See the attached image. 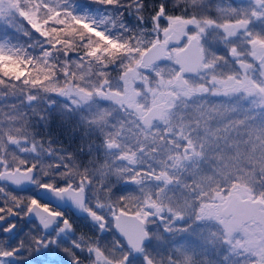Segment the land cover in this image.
<instances>
[{
	"label": "snow or ice",
	"instance_id": "obj_1",
	"mask_svg": "<svg viewBox=\"0 0 264 264\" xmlns=\"http://www.w3.org/2000/svg\"><path fill=\"white\" fill-rule=\"evenodd\" d=\"M95 3L108 10L107 18L78 14L69 7L70 0H0V114L28 118L20 106L5 103L19 97L49 127L53 110L63 116L73 107L91 104L94 96L86 88L57 86L70 75L57 71L62 63L85 58L100 64L111 58L114 63L104 70L135 60L133 78L140 69L151 72L170 61L178 87L186 86V74L192 73L208 85L196 93L244 91L264 101V33L248 31V12L232 7L230 0ZM255 3L264 8V0ZM145 8L151 9L147 19ZM121 9L134 10L135 24ZM251 15L264 17V11L252 9ZM13 35L32 43L12 44ZM247 56L259 62V80L249 79L254 68L245 62ZM226 74V79L218 78ZM8 122L0 120V135ZM6 145L0 152V264H32L31 257L44 250L59 257L51 264H194L195 253L189 255L174 243L166 257H155L149 249L175 232L201 227L204 221L195 213L165 210L153 197L140 200L126 195L123 187L100 184L97 189L98 177L78 159L82 153L57 146L50 136L33 131L31 143L25 139ZM132 183H139L134 175ZM21 186L28 191H18Z\"/></svg>",
	"mask_w": 264,
	"mask_h": 264
},
{
	"label": "rangeland",
	"instance_id": "obj_2",
	"mask_svg": "<svg viewBox=\"0 0 264 264\" xmlns=\"http://www.w3.org/2000/svg\"><path fill=\"white\" fill-rule=\"evenodd\" d=\"M230 4L236 9H243L248 12V18L250 19L248 31L249 29H253L254 26H257L254 25L250 18L252 16L251 10L255 9L257 12H260L264 11V8L257 6L255 0H230ZM69 7L74 8L78 14L93 15L97 16V18H99L100 14H104L106 18L108 17L107 12L98 8L91 9L83 3L76 1L71 0ZM263 23L264 21L262 19H259L257 22L260 25ZM255 33L261 32L256 31ZM242 34L243 32H241ZM208 42L211 43L210 38ZM10 43L23 45L18 39H11ZM138 58L136 57L135 59ZM252 59L247 56L245 57V62L253 64L251 62L253 61ZM120 65L125 68L122 72L119 71L118 76L114 78L113 85H110L107 80H103L100 85L91 83L92 86L88 85L89 88L87 90L93 93V102L81 108L73 107L71 111H79L87 107L91 111V114L96 112L97 115H101L98 119H101L107 125L105 130L103 125L101 131H105L104 139L107 140V147L111 151L112 156L115 154L117 157L120 153L132 152L136 156L137 164L140 162L137 159L139 158V150H134L130 146V138L134 136V132L129 134L128 131L133 130V126L140 119L142 113L152 105L154 100H159L167 89H173L172 83L175 73L171 71V63H163L157 65L151 72L139 71L138 75L133 78L131 72L136 69L135 60L125 59L115 68H119ZM253 68L254 70L249 72V79L253 80L254 78L255 80H259V68ZM211 75L210 73L209 80ZM83 77L80 76V79ZM218 78L226 79L227 74L223 77L218 76ZM89 80L87 79V81ZM188 81L189 86L187 90L182 92L177 91V89L175 90L177 93L179 92L181 99L179 98L174 104V110L168 116L165 125L157 129L167 128L168 132H174L175 128L171 126L174 125L180 130L175 131V133H180L187 126L194 133L193 137H190L187 145L167 146L164 143H158L154 145L153 149H148L149 153L156 152L157 154V148L160 146L162 153L158 154V165L163 166L165 171L173 169L175 173L174 176L158 173L159 176L155 180H152V182L164 181L166 183V187L161 188L159 191L154 190L155 184H150L148 187L142 186L144 184H141L140 189H138L140 193L146 194L148 197H153L152 192L154 190L153 198L158 200L159 204L169 206L172 198L182 197V194H186L185 187H187L189 180L198 173H201L202 170L204 171V165L210 163L212 172L216 171L218 173L221 170H227L235 165L234 162H231V167H229L230 163L227 162V157L222 155V153H225L227 143L232 142V145H234L235 143L238 144L240 142L241 144L242 142L249 141L253 146L264 144V106H261L264 101L260 100L259 95H249L244 91L229 95L214 94V92H222L223 89H210L204 95L195 92V89L201 86L208 87L203 79L196 76L189 78ZM72 86L77 87L75 85ZM81 86L86 87V85ZM175 113H178L179 119L174 115ZM88 117L91 118L90 115ZM113 117L118 120L116 126H114L115 122L112 120ZM92 120L94 121V118ZM117 126H122L123 129V137L120 139L113 136L114 133L112 132L115 130V134L119 133L120 130L115 128ZM241 133L246 134V136L240 135ZM10 140L15 141L12 137H10ZM147 143L141 142L139 146L144 149ZM236 146L238 147V145ZM253 150L256 151L255 148ZM180 153L184 154L183 159L186 160V165L180 164V161L179 164H174V161L181 155ZM221 155L222 157L219 160ZM235 156L239 157L240 155L236 153ZM115 168L118 167L115 166ZM224 173L225 175L228 174L226 171ZM197 181L199 182L198 189L196 191L193 189L190 190V193L194 194L190 198L189 203L192 206L187 211H181L186 216L195 213L199 218L197 211L203 206L202 204L209 202L216 204L219 208L224 204L228 196L232 194H238L243 197L245 194H250L243 189L246 185L242 183L240 184L242 188L235 185L229 191L219 190L215 186L214 195L209 196V200H206L201 197L204 190V183L201 180ZM130 183L134 184L132 181ZM261 198L264 200V195ZM196 199L199 203L195 202ZM225 235L227 243L232 246L231 250L236 251V254L243 257V252L244 254L245 252H249L248 254L252 255L251 264H264V238L258 229L246 227L239 232L225 231Z\"/></svg>",
	"mask_w": 264,
	"mask_h": 264
},
{
	"label": "trees",
	"instance_id": "obj_3",
	"mask_svg": "<svg viewBox=\"0 0 264 264\" xmlns=\"http://www.w3.org/2000/svg\"><path fill=\"white\" fill-rule=\"evenodd\" d=\"M72 1L83 3L91 9L98 8L108 13V10H106L105 7L97 5L95 0ZM121 2H124V0H121ZM151 2L152 0H149V3ZM150 10V8H145L144 12L142 13L146 19ZM121 12L124 16L133 18V24H135L134 16L136 13L133 9H121ZM120 19L121 17L117 16L116 22L118 23ZM15 39L20 40L24 46L32 43V41L26 39L23 36L17 37L16 35H13L12 40ZM125 39H127V36H125ZM29 51L38 52L39 49L30 48ZM90 59L91 58H85L84 61H78L76 63H72L71 61L67 62V64L62 63L57 71H67L70 73V75L67 77V79L61 77L57 86L61 88H63L66 84L72 86L73 80H75V86L80 87L81 85H86V87L81 86L82 88L86 89L89 88L88 85L92 86L91 83L100 85L103 80H107L110 85H113L112 82L114 81V78L118 76L119 71L122 72V70L125 68L120 65V67L117 69L113 68L104 70L106 64L114 63L111 58L105 59L103 64L97 62L89 63ZM80 76L84 77L80 79ZM87 79L90 80L87 81ZM25 91L27 90L25 89ZM5 103L16 104L20 106L22 112H28V118H23L22 115L17 116L14 114L10 117L6 114H0V120L9 121L3 126V134L0 135V150H3L5 148L4 146H7L6 141H11L10 137L15 139V141L28 139L31 143L32 132L36 131L40 134V136L43 137L44 134H46L45 138L50 136L53 140H55L57 146H62L69 152L82 153V155L78 157L82 167L87 168L88 171L93 174L98 172H107L108 174L117 173L118 179H116V182L120 181L121 179L131 178L132 175H125L128 171L118 167V163L115 161V158L113 159L108 154L106 156L105 151H108L109 148L107 147V141L105 142L104 140L105 131H101L103 127L98 123L99 117L97 116L96 112L91 114V111H89V109L86 107L80 109L79 111H70L67 115L62 116L57 114L56 110H53L50 126L44 127L42 122H40L37 117L33 116L28 109L23 107L19 97H17L15 100L10 98L9 100L5 101ZM7 111L9 110L6 109L5 112ZM89 115L91 118L88 117ZM92 118H95L94 121ZM28 119H31V127H28ZM12 120L17 122L11 123L10 121ZM103 122L104 121H102V124L104 125L105 130L107 125H105V122ZM86 130L88 131L91 139L86 136V133L84 132ZM240 135L246 136V134L242 133ZM236 145H238V147ZM253 148H255L256 151H254ZM224 152L225 153H222V155L227 157V162L230 163L229 167H231V162L235 163L233 167L224 170L228 173L227 175H225L223 170H221L220 173L216 171L212 172L209 163L208 165H204V171L202 170L201 173H198L189 180L187 187H185L186 194H182V197L172 198L170 201V206L166 205L167 207H163L165 204H159L158 200L155 199L157 203L165 210L171 208L173 212H181L182 210L187 211V209L192 206L189 204L190 198L194 196V194L190 193V190L193 189L196 191L198 189L197 186H199V182L197 180H201V182L204 183V190L201 197L206 200H209V196L214 195L213 193L215 192V186H217L219 190L229 191V189L233 188L235 185H238L240 188H242L240 185L241 183L246 185L243 189L250 193L249 195L245 194L244 196L261 198V196L264 195V144L253 146L251 145V142L249 143V141H247L242 142L241 144L239 142L238 144L235 143L232 145V142H229L225 146ZM236 153L240 156L236 157ZM222 155L219 157V160L221 159ZM18 158L19 157H17V159ZM115 166L118 168H115ZM154 172H157V174L163 173L170 176H174L175 173L173 169H168L166 171L160 169ZM195 202L199 203L197 199ZM182 214L184 215L185 213ZM154 245L155 242L149 249L150 253L154 251V249H152ZM151 254L155 257H166L165 253L161 252H154Z\"/></svg>",
	"mask_w": 264,
	"mask_h": 264
},
{
	"label": "flooded vegetation",
	"instance_id": "obj_4",
	"mask_svg": "<svg viewBox=\"0 0 264 264\" xmlns=\"http://www.w3.org/2000/svg\"><path fill=\"white\" fill-rule=\"evenodd\" d=\"M250 18L253 21L254 25H257V26L256 27L254 26L253 29H249V31H251L253 33H255L256 31H260L261 33H264V23L261 25L257 24L259 19H262L264 21V17L259 18L256 16H250ZM243 31L244 30L241 29V32H243ZM212 36H213V34L210 33L209 38L211 40H212ZM238 38L239 37H237V39ZM249 57H251V56H249ZM252 60L253 61H251V62L253 63L252 64L253 67H255V68L258 67L259 71H260L259 62L256 61L254 58ZM163 63H171V62L170 61H164V62H161L159 64H163ZM247 63H250V62H247ZM159 64H157V65H159ZM186 76L188 79L196 77L194 75H186ZM174 77H173V83H172L173 89H170V88L167 89L166 91H164V93L162 94V96L159 100H156V101L154 100L152 102V105L162 102L165 98V94H167V91L174 93L175 98L172 99L171 103L169 104L171 109H169L166 112L164 120H162V121L154 120L152 122V126L145 128L140 123V120H141L142 116H144V113L147 110L146 109L142 113V116L140 117V119H138L136 124L133 126V130L128 131L129 134L131 132H134V136L130 138L131 139L130 140V146L134 150L135 149L139 150V153H138L139 158H137V159L140 162L137 163L138 165L136 164V159H135L136 156H134V154L132 152H123V153L118 154V156L116 157L115 154H114L115 156L114 155L112 156V153L110 150L105 151L106 156L108 154L113 159L115 158V161H117V163H118V167L123 168V170L128 171L127 173H132V175L134 174L136 180L139 181V183L131 184L130 181H132V176L129 179H127V178L121 179L120 181L116 182V179H118L117 173L108 174L107 172H98V173H94V175H96L98 177V179L94 182L97 189H99L100 184H107L112 189H115L117 187H123V188H125V194L126 195L131 194L134 198H138L140 200H143L148 196L146 194L140 193L138 191V189H140L141 184H144L142 186H147V187L150 184H155L154 190H156V191H159L161 188L166 187L165 186L166 183L164 181L152 182V180H155L157 178V176H159V175H157V172H154V171H158L160 169L164 170L163 166L158 165V162H157V160L159 159L158 154L162 153V149L160 148V146H158L157 154H156V152L149 153L148 149H153L154 145L158 144V143H164L167 146L168 145L169 146L179 145V144H182L181 146L187 145V143H189V141H190V137L191 136L193 137V134H194L191 131V129L187 126H185L181 130L180 133H175V131H177L179 129H177V127L174 125H171L172 127L175 128L174 132H168L167 128L157 129V128H161L162 126L165 125V122L168 119V116L171 115L173 110H174V104L176 103V101L179 98L181 99L179 92L177 93L175 90L177 89V91L182 92V91L187 90V88L189 86V83H188L186 86H184V88L177 87L175 85L176 82L174 81ZM174 115L179 119L178 113L177 114L175 113ZM97 116L101 117V115H97ZM116 116L122 117L120 115H116ZM95 118H96V116H95ZM112 120L115 122L114 126H116V123L118 122V120L115 117H113ZM98 123L103 127L101 119H98ZM115 128L120 130V131H119V133L115 134L116 131L113 130L112 131L114 133L113 136H115L119 139L122 138L123 137L122 136L123 135L122 126H117ZM84 132L86 133V136L88 138H90L88 131L86 130ZM44 137H46V134H44ZM106 141L107 140H105V142ZM141 142L145 143V144L148 142L147 146L144 149H142L143 147L139 146V144ZM4 147L6 148V146H4ZM3 150H0V152H3ZM180 154L181 155L178 156V159L175 161V164H179V161H180V164H185L186 160L183 159L184 154L183 153H180ZM119 156L132 157L133 163L129 164L128 158H126V160H120L121 158ZM0 158H2V157H0ZM144 158H146V160H144ZM127 173L125 175H127ZM140 178H141V180H140ZM150 182H152V183H150ZM126 188H129V189H126ZM154 190L152 192L153 197H154ZM18 191H28V186H24V187L21 186V188L18 189ZM21 194H24V193H21ZM32 194H35V192H33ZM232 195H235V194H232ZM232 195L228 196V198L226 200H228L229 197H231ZM114 198L115 197H113V199ZM261 199L263 200V198H261ZM263 202H264V200H263ZM156 203H157V201H156ZM202 205L203 206H201L200 209L197 211L199 218L204 221V223L201 227H199L196 230H194L193 232H189V233L175 232V233H173L172 236H169L166 241L155 242V245L152 248V249H154V251L151 253L161 252V253H165V255L168 256L170 253V250L173 246V243H174L177 246H183L182 251L186 250L187 254H189V255H191L192 253H195L194 264H251L252 255L248 254L249 252H245V254L243 252L244 256L242 257L241 255L236 254V251L231 250L232 246L229 245L226 241L225 231H227V232L228 231L239 232V231L244 230L246 227L247 228H256V229H258V231L262 234V236L264 238V232L262 231L259 224L256 223L254 225H244L240 229H236V228H234V224H232L230 217H223V214H220V210L223 207V205H225V204H223L219 208L217 207L216 204L209 203V202L202 204ZM163 207H167V206L163 205ZM57 252H58V250H57ZM58 258L59 257L57 255H50L49 251L44 250V251H41L37 254H34L33 257H31V260H32V264H51L52 261H55Z\"/></svg>",
	"mask_w": 264,
	"mask_h": 264
},
{
	"label": "water",
	"instance_id": "obj_5",
	"mask_svg": "<svg viewBox=\"0 0 264 264\" xmlns=\"http://www.w3.org/2000/svg\"><path fill=\"white\" fill-rule=\"evenodd\" d=\"M139 71L146 72L143 69H140ZM186 75L193 74L187 73ZM174 81L176 82V77H174ZM174 98V93L167 91V94H165V98L162 102L154 104L146 110L144 116H142L140 120V123L145 128H148L152 126V122L154 120H164L166 112L171 109L169 104ZM119 157L121 158L120 160H126V158H128L129 164L133 163L132 157ZM220 214H223V217H230L232 224H234V228L236 229H240L244 225H254L258 223L264 232V202L260 199L252 200V198L241 197L238 194L232 195L221 208Z\"/></svg>",
	"mask_w": 264,
	"mask_h": 264
}]
</instances>
